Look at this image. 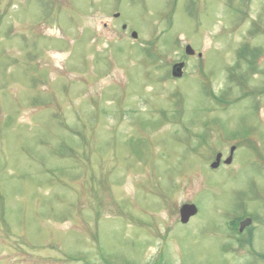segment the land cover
<instances>
[{"label":"rangeland","instance_id":"rangeland-1","mask_svg":"<svg viewBox=\"0 0 264 264\" xmlns=\"http://www.w3.org/2000/svg\"><path fill=\"white\" fill-rule=\"evenodd\" d=\"M0 264H264V0H0Z\"/></svg>","mask_w":264,"mask_h":264},{"label":"water","instance_id":"water-1","mask_svg":"<svg viewBox=\"0 0 264 264\" xmlns=\"http://www.w3.org/2000/svg\"><path fill=\"white\" fill-rule=\"evenodd\" d=\"M133 35L135 36V34H133ZM185 51H186V53H188V54H192V53H193V50L191 49L190 46H186ZM182 65H183L182 63H178V64H175V65L173 66V70H172V74H173V76H180V75H181V67H182ZM231 151H232V150H231ZM219 158H220V154H218V155L216 156V160H215V162H213V163L211 164V167H212V168H215V167L218 165V163H219ZM230 160H231V156H230L229 158H227L226 163H229ZM179 212H180V221H181L182 223H185V222L188 221V219H189L190 216H192V215H194V214L196 213V207H195V205H193V204H183V205L181 206ZM249 223H250V219H249V218L243 220V221L240 223V228H239V229L242 230L243 227H245V226L248 225Z\"/></svg>","mask_w":264,"mask_h":264}]
</instances>
